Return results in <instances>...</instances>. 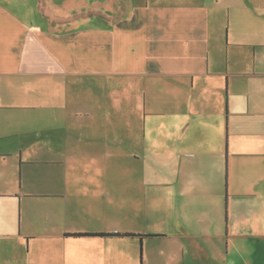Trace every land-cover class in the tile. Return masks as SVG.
Wrapping results in <instances>:
<instances>
[{"label":"crops","instance_id":"obj_1","mask_svg":"<svg viewBox=\"0 0 264 264\" xmlns=\"http://www.w3.org/2000/svg\"><path fill=\"white\" fill-rule=\"evenodd\" d=\"M137 241L264 264V0H0V264Z\"/></svg>","mask_w":264,"mask_h":264},{"label":"rangeland","instance_id":"obj_2","mask_svg":"<svg viewBox=\"0 0 264 264\" xmlns=\"http://www.w3.org/2000/svg\"><path fill=\"white\" fill-rule=\"evenodd\" d=\"M70 6H72V5H69L68 7H70ZM69 8H67V9H65L66 11L68 10ZM137 243V245H138V252H139V244H138V241L136 242ZM140 252H139V256H138V264H140Z\"/></svg>","mask_w":264,"mask_h":264},{"label":"trees","instance_id":"obj_3","mask_svg":"<svg viewBox=\"0 0 264 264\" xmlns=\"http://www.w3.org/2000/svg\"><path fill=\"white\" fill-rule=\"evenodd\" d=\"M126 235L130 236V235H132V234H126Z\"/></svg>","mask_w":264,"mask_h":264}]
</instances>
